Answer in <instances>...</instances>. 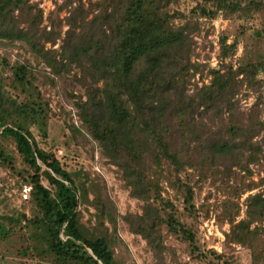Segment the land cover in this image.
Returning <instances> with one entry per match:
<instances>
[{"label":"trees","instance_id":"trees-1","mask_svg":"<svg viewBox=\"0 0 264 264\" xmlns=\"http://www.w3.org/2000/svg\"><path fill=\"white\" fill-rule=\"evenodd\" d=\"M40 1L0 0V48L19 43L36 60L33 66L0 56V165L12 169L14 157L2 144L8 140L27 166L11 190L19 208L0 212V244L18 238L17 255L33 264H123L121 250L117 253L125 247L118 234L121 221L145 241L158 264L173 253L166 236L194 252L196 232L187 221L196 219V210L188 169L199 181L216 172L236 180L239 198L264 187V177L254 181L251 169L259 166L264 173V120L258 110L241 112L235 100L244 84L253 92L264 87V56L247 54L234 68L225 59L238 41L228 45L221 37L219 64L205 75L209 82L202 77V86L189 94L191 80L201 72L192 61L194 36L202 30L200 19L247 18L262 13L264 2L62 0L58 5L50 0L69 16L55 15L58 23L50 15L42 26ZM62 23L68 27L64 36ZM57 44L58 50L46 48ZM74 69L83 94L70 92L74 115L62 107L57 112L45 92ZM51 120L63 124L75 146L87 151L97 145L100 159L115 168L140 213L119 214L103 180L86 165L69 170L62 158L40 147L36 137L48 139ZM24 185L31 186L27 200L21 197ZM245 207L241 217L238 202L220 205L221 222L229 226L223 247L246 248L252 264H263L264 190L249 194Z\"/></svg>","mask_w":264,"mask_h":264},{"label":"rangeland","instance_id":"rangeland-1","mask_svg":"<svg viewBox=\"0 0 264 264\" xmlns=\"http://www.w3.org/2000/svg\"><path fill=\"white\" fill-rule=\"evenodd\" d=\"M261 1L264 2V0ZM62 2V0H58L56 4L61 5ZM83 2H86V0H83ZM192 6L191 2L185 3L187 8ZM38 7L42 10V26H47L50 15L54 17L55 22H58V18L55 15H58L61 20L69 16L66 10L58 13L56 5L50 0H41ZM199 22L202 30L194 36L196 48L192 61L199 64L201 72H197L191 80L192 85L187 88L189 94H192L196 87L200 88L202 86L201 78L205 77L208 69L215 68L219 64L220 44L218 41L221 37L228 38V45L234 39L238 41L237 50L234 53H229L225 59L226 62H231L234 68L238 66L242 56L246 57L257 51H261L262 56H264V10L260 14L252 13L250 17L242 19H216L212 23H206L203 22V19H200ZM67 29L68 27L62 23L63 36ZM258 34H260V37L257 36ZM58 47V44L53 47L46 46V48L54 50H58ZM0 56H6L10 61L20 60L33 66L36 65L33 54L26 46L19 43L13 48H0ZM73 73L77 74L78 70L74 69L72 73L64 74L55 88L48 87L45 92L57 112L60 110L59 107H62L66 111H71L74 115L75 110L72 106L73 101L69 97L70 92L74 91V94L77 95L83 94L82 89L73 80ZM260 76L263 77V73H260ZM209 80V78L205 77L204 83L207 84ZM235 100L238 102V108L241 112L247 114L250 111L258 110L260 112L258 116L264 120V87L258 92H253L244 84L240 88V92L235 96ZM73 122L77 126L80 125L75 116H73ZM36 138L42 149L49 150L53 154L58 150L62 151L63 154L59 158H62L61 161L65 168L74 170L79 165H86V168L94 176L100 177L119 214L140 213L139 203L129 196V192L123 182L117 177L115 168L105 165L100 159L96 144L90 146L87 151L75 146L63 124L55 120L50 121L49 137L46 141H43L38 136ZM257 140V138L254 139V141ZM2 144L4 150L11 157H14L11 165L13 170L8 165H0V199L4 201L0 205V212L5 213L20 206L17 198L12 195L11 190L17 179H19L18 175L27 170V166L22 163L15 153L11 141L3 140ZM251 169L254 172L252 174L254 181L264 177L263 172L260 171L258 173L261 170L259 166H251ZM193 173V168L188 169L186 175L190 177L187 183L193 191L196 219H189L187 222L194 226L196 232V250L193 252L187 244L182 243L173 236H166L165 244L172 249L173 253L165 256L164 264H224L225 260H229L233 264H252L251 253L248 249L236 246L234 251L229 252L223 247L224 233L228 232L229 226L221 222L220 205L225 201L238 202L241 207L242 217L246 209V197L249 194H255L259 190H264V187L243 194L239 198L234 184L236 180L234 182L233 179L222 175L221 172H216L213 175H206L199 181L198 174ZM164 187L168 196L172 199L174 192L168 187L166 182ZM178 205L181 210L184 208L182 199L179 200V203L177 202ZM261 226L264 228V221ZM118 227V234L125 244V247L117 249V253L121 250L118 256L123 264H158L145 241L139 236L130 234L121 221H119ZM21 244L18 238L1 243L0 264H33L30 259H21L17 255L16 251L19 250ZM220 254L223 255L221 260L217 258V255Z\"/></svg>","mask_w":264,"mask_h":264},{"label":"built area","instance_id":"built-area-1","mask_svg":"<svg viewBox=\"0 0 264 264\" xmlns=\"http://www.w3.org/2000/svg\"><path fill=\"white\" fill-rule=\"evenodd\" d=\"M62 154H63V153H62L61 150H58V151L55 153L56 157H58V158H59ZM30 192H31V186H29V185H24V186L22 187V190H21V197H22V200H27V199H28V196H29V194H30Z\"/></svg>","mask_w":264,"mask_h":264}]
</instances>
